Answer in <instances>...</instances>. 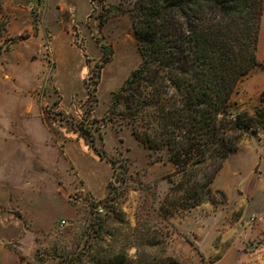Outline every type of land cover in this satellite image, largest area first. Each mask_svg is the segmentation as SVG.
I'll return each mask as SVG.
<instances>
[{
	"label": "rangeland",
	"instance_id": "rangeland-1",
	"mask_svg": "<svg viewBox=\"0 0 264 264\" xmlns=\"http://www.w3.org/2000/svg\"><path fill=\"white\" fill-rule=\"evenodd\" d=\"M119 2H96L93 11L90 0H0V264H68L67 252L91 240L96 213L109 207L123 221H107L101 245L116 253L264 264V130L249 131L215 178L225 199L216 193L160 211L172 172L167 151L137 139L123 109L112 107L141 62L130 15L112 7ZM100 14H108L102 25ZM257 57L235 93L236 110L253 112L264 90V13ZM137 224L154 245L129 246Z\"/></svg>",
	"mask_w": 264,
	"mask_h": 264
},
{
	"label": "trees",
	"instance_id": "trees-1",
	"mask_svg": "<svg viewBox=\"0 0 264 264\" xmlns=\"http://www.w3.org/2000/svg\"><path fill=\"white\" fill-rule=\"evenodd\" d=\"M90 2L93 11L96 2L106 8V0ZM112 7L130 15L141 56L139 66L113 93L112 107L123 109L137 139L167 151L172 172L160 211L169 214L214 201L216 193L225 199L223 190L213 188L215 178L249 131L264 130V90L253 112L236 110L234 98L243 78L261 64L257 48L264 0H120ZM107 17L97 16L100 25ZM84 83L90 90L89 82ZM88 142L104 156L94 140ZM96 207L92 204V213ZM108 211L105 216L96 213L91 240L67 252L68 264H179L140 248L129 256L116 253L111 244L103 247L107 221H123L120 210ZM129 228L135 234L129 246L155 244V237L142 233L138 224ZM139 238L142 242H135Z\"/></svg>",
	"mask_w": 264,
	"mask_h": 264
},
{
	"label": "crops",
	"instance_id": "crops-1",
	"mask_svg": "<svg viewBox=\"0 0 264 264\" xmlns=\"http://www.w3.org/2000/svg\"><path fill=\"white\" fill-rule=\"evenodd\" d=\"M16 63H17V62H16ZM15 65H17V64H14V63L10 62L8 67H10V68H14ZM0 67L3 68L2 64L0 65ZM256 89H257V86L255 85V83L252 84V85H251V91H252L253 93H255ZM262 91H263V90H261V92H262ZM29 108H30V107H29ZM41 116H42V115H41ZM36 160H37V159H36ZM37 163H38V161H37ZM22 165H23V164H22ZM24 171H25V169L23 168V172H24ZM15 172H16L17 175H19L17 178L20 179V173H19L18 171H16V170H15ZM16 224H17V223H16ZM13 227H14V226H13ZM14 228H15V227H14ZM14 228H13V229H14Z\"/></svg>",
	"mask_w": 264,
	"mask_h": 264
},
{
	"label": "built area",
	"instance_id": "built-area-1",
	"mask_svg": "<svg viewBox=\"0 0 264 264\" xmlns=\"http://www.w3.org/2000/svg\"><path fill=\"white\" fill-rule=\"evenodd\" d=\"M66 223V220H61V225H64Z\"/></svg>",
	"mask_w": 264,
	"mask_h": 264
}]
</instances>
